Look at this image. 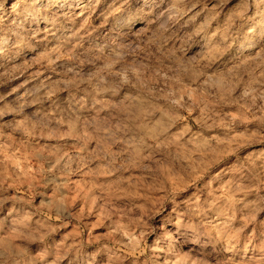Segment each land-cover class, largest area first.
Wrapping results in <instances>:
<instances>
[{
  "label": "rangeland",
  "instance_id": "374dc122",
  "mask_svg": "<svg viewBox=\"0 0 264 264\" xmlns=\"http://www.w3.org/2000/svg\"><path fill=\"white\" fill-rule=\"evenodd\" d=\"M0 264H264V0H0Z\"/></svg>",
  "mask_w": 264,
  "mask_h": 264
}]
</instances>
